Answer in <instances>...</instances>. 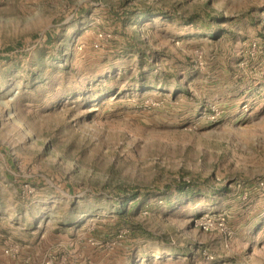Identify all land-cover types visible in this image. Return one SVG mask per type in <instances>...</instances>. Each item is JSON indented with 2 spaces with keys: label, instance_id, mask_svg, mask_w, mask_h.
<instances>
[{
  "label": "rangeland",
  "instance_id": "374dc122",
  "mask_svg": "<svg viewBox=\"0 0 264 264\" xmlns=\"http://www.w3.org/2000/svg\"><path fill=\"white\" fill-rule=\"evenodd\" d=\"M0 264H264V0H0Z\"/></svg>",
  "mask_w": 264,
  "mask_h": 264
},
{
  "label": "trees",
  "instance_id": "16d2710c",
  "mask_svg": "<svg viewBox=\"0 0 264 264\" xmlns=\"http://www.w3.org/2000/svg\"><path fill=\"white\" fill-rule=\"evenodd\" d=\"M132 195L135 196V195H136V192H133V193L131 194V197H132ZM127 201H128V198L125 199V200H123V201L121 202V206H123V209H124V205L127 203ZM123 211H124V210H120L119 212L122 213Z\"/></svg>",
  "mask_w": 264,
  "mask_h": 264
}]
</instances>
